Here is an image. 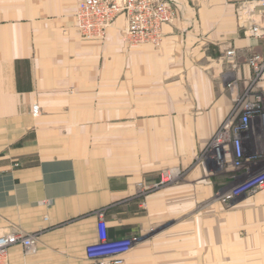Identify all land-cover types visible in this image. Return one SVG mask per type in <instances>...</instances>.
I'll return each mask as SVG.
<instances>
[{
    "label": "crops",
    "instance_id": "1",
    "mask_svg": "<svg viewBox=\"0 0 264 264\" xmlns=\"http://www.w3.org/2000/svg\"><path fill=\"white\" fill-rule=\"evenodd\" d=\"M78 1L0 0V232L38 236L8 263L84 264L102 212L108 242L134 239L125 264H264V189L223 203L239 170L208 152L259 96L242 145L264 168V80L246 63L264 38L244 32L264 15L248 0H167L160 45L128 46L123 15L82 36ZM164 169L174 179L155 186Z\"/></svg>",
    "mask_w": 264,
    "mask_h": 264
},
{
    "label": "built area",
    "instance_id": "2",
    "mask_svg": "<svg viewBox=\"0 0 264 264\" xmlns=\"http://www.w3.org/2000/svg\"><path fill=\"white\" fill-rule=\"evenodd\" d=\"M256 7H259L255 10ZM245 8L257 18L264 15V0H248ZM123 15L125 29L123 39L128 46L152 44L158 47L163 37L162 25L176 18L175 6L167 0H79L75 10V24L79 33L86 38L105 37L107 29L115 19ZM250 36L264 38V22H252L245 29ZM233 49L226 51L225 56L231 59ZM247 66L251 70L252 81L264 80V53H252L247 58ZM39 107L33 104L31 114L37 116ZM261 115L260 97L244 104L238 121L227 118L213 135L208 152L213 160L222 164L229 156L239 172L233 174L232 184L219 195L220 200L229 204L241 196L252 195L264 189V168L252 162L257 154L247 155L242 145V133L249 130L253 118ZM19 163H14L18 166ZM174 179V172L164 169L160 173L159 182L164 185ZM98 241L86 248L84 264H125L133 240L108 242L106 224L102 212L98 213ZM38 236L22 229L10 226L0 232V264L8 263V249L16 244L23 247L25 254L36 252Z\"/></svg>",
    "mask_w": 264,
    "mask_h": 264
},
{
    "label": "rangeland",
    "instance_id": "3",
    "mask_svg": "<svg viewBox=\"0 0 264 264\" xmlns=\"http://www.w3.org/2000/svg\"><path fill=\"white\" fill-rule=\"evenodd\" d=\"M228 187H230V185H228L227 187L223 188L219 193H218V196L223 193ZM233 203V202H231ZM230 203V204H231ZM209 205V203L205 202V203H202V204H198L197 205V212L201 211L200 209H205L207 206Z\"/></svg>",
    "mask_w": 264,
    "mask_h": 264
}]
</instances>
